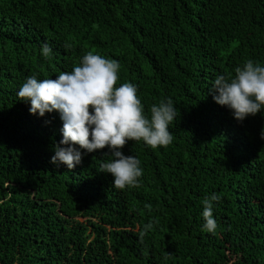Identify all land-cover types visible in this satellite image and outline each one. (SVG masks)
Instances as JSON below:
<instances>
[{"label": "trees", "instance_id": "16d2710c", "mask_svg": "<svg viewBox=\"0 0 264 264\" xmlns=\"http://www.w3.org/2000/svg\"><path fill=\"white\" fill-rule=\"evenodd\" d=\"M88 51L119 62L116 86L135 84L145 114L176 108L170 144L122 148L138 186L101 172L107 146L73 169L51 163L58 113L16 96ZM247 60L264 65V0H0V264H264V112L237 121L209 91Z\"/></svg>", "mask_w": 264, "mask_h": 264}, {"label": "clouds", "instance_id": "9594fccd", "mask_svg": "<svg viewBox=\"0 0 264 264\" xmlns=\"http://www.w3.org/2000/svg\"><path fill=\"white\" fill-rule=\"evenodd\" d=\"M51 51L47 43L41 46L43 57ZM119 69L117 60L88 51L71 71H61L54 79L27 76L16 96L29 105L30 114L43 117L46 112L58 113L61 139L53 145L51 163L73 169L84 154L107 146L111 159L100 164L101 172L110 174L114 187L123 189L138 186L143 172L140 160L125 155L123 146L132 140L143 141L152 148L170 144L169 125L176 117V108L171 99H165L151 106L150 115L145 114L135 84L116 86ZM209 91L213 101L229 109L237 121L262 113L264 65L247 60L234 69L233 76L217 75ZM260 138L264 139V127ZM219 199L212 193L202 200V229L215 230L213 202ZM152 227L153 222L146 223L142 233Z\"/></svg>", "mask_w": 264, "mask_h": 264}]
</instances>
